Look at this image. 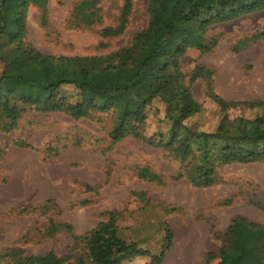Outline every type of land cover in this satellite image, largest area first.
Wrapping results in <instances>:
<instances>
[{"label": "rangeland", "instance_id": "374dc122", "mask_svg": "<svg viewBox=\"0 0 264 264\" xmlns=\"http://www.w3.org/2000/svg\"><path fill=\"white\" fill-rule=\"evenodd\" d=\"M22 1L1 0L0 31L13 32ZM82 1L31 4L27 42L43 54L102 56L128 45L149 24L148 0H133L124 34L104 38L102 30L117 25L124 0H97L101 21L93 24L76 13ZM209 34L218 39L212 51L189 49L181 59L187 82L202 65L214 72L212 89L227 102L264 101V11L212 26ZM3 69L0 62V74ZM208 83L199 79L191 85L202 112L187 123L203 132L215 131L222 116L207 95ZM61 94L74 102L78 97L73 87H64ZM165 111L159 100L147 109L146 138L158 140L169 131ZM229 115L252 119L264 111L240 107ZM112 126L110 114L74 120L61 112L28 111L15 130L0 131V264H17L22 256H44L51 250L69 258L65 264H78L86 258L87 247L75 243L73 235H86L107 222L105 214L110 211L117 213L122 238L139 242L140 248L155 255L167 248L166 227L171 228L173 238L162 264H218L219 258H206L222 246L215 231L223 234L237 216L264 225V163L224 166L215 185L198 187L163 148L132 137L113 144ZM146 173L159 179L143 178ZM178 174L180 179L171 178ZM263 241L264 235L255 237L239 264H260L257 248ZM17 250L24 253L3 258ZM150 262L135 256L122 264Z\"/></svg>", "mask_w": 264, "mask_h": 264}, {"label": "trees", "instance_id": "16d2710c", "mask_svg": "<svg viewBox=\"0 0 264 264\" xmlns=\"http://www.w3.org/2000/svg\"><path fill=\"white\" fill-rule=\"evenodd\" d=\"M229 1L148 0L149 24L128 45L102 56L64 57L43 54L27 42L28 9L33 3L45 6L48 0H23L13 32L0 31V62L4 64L0 74V131L15 130L28 111L61 112L74 120L110 114L113 144L132 137L163 148L184 168L190 183L198 187L215 185L224 166L264 163V115L252 119L229 115L231 109L240 107L264 111V101L227 102L212 89L214 72L211 69L196 66L187 82L181 67V59L189 49L207 53L217 46L218 39L209 34L212 26L264 11V0H233V5ZM96 2L83 0L76 6V13L85 23L101 21ZM132 10L133 0H124L117 25L104 28L102 36L123 35ZM199 79L209 82L207 95L219 105L222 114L213 132L198 131L187 124L202 112L191 89ZM64 87H73L78 92L75 102L61 94ZM156 100L165 105V119L171 126L158 140L144 136L147 109ZM17 144L28 147L25 142ZM142 177L159 179L148 173ZM181 177L178 174L171 178ZM105 215L107 222L86 235H73L75 243L84 242L87 247V259L81 257L78 264H122L135 256L150 258L149 264L163 263L173 238L169 226L164 239L167 248L155 255L140 248L139 242L129 243L121 237L116 212ZM62 227L73 234L70 226ZM259 235H264V225L237 216L223 234L214 232L222 246L218 253H209L206 258L209 261L219 258L218 264H231L234 259L239 264ZM234 252H237L235 256ZM18 253L24 252L9 251L3 258L16 257ZM257 253L260 264H264V241ZM68 260L51 250L44 256H22L17 264H65Z\"/></svg>", "mask_w": 264, "mask_h": 264}, {"label": "bare ground", "instance_id": "6f19581e", "mask_svg": "<svg viewBox=\"0 0 264 264\" xmlns=\"http://www.w3.org/2000/svg\"><path fill=\"white\" fill-rule=\"evenodd\" d=\"M232 90H234V89H232Z\"/></svg>", "mask_w": 264, "mask_h": 264}]
</instances>
